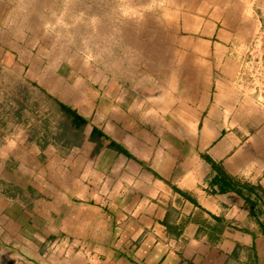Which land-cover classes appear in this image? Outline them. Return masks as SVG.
I'll return each mask as SVG.
<instances>
[{
  "label": "crops",
  "instance_id": "crops-1",
  "mask_svg": "<svg viewBox=\"0 0 264 264\" xmlns=\"http://www.w3.org/2000/svg\"><path fill=\"white\" fill-rule=\"evenodd\" d=\"M123 10L106 61L28 68L85 123L54 139L55 111L1 142L0 264H264V83L238 60L264 0ZM0 47L21 60L1 26Z\"/></svg>",
  "mask_w": 264,
  "mask_h": 264
},
{
  "label": "rangeland",
  "instance_id": "rangeland-1",
  "mask_svg": "<svg viewBox=\"0 0 264 264\" xmlns=\"http://www.w3.org/2000/svg\"><path fill=\"white\" fill-rule=\"evenodd\" d=\"M126 1L0 0V26L12 33L23 51L21 60L11 59V54L6 59L8 52L0 47V144L25 126L30 130L54 128L56 104L44 96L36 80L28 78V68L40 71L48 65L58 73L80 58L85 65L106 61L111 40L108 20L114 13L116 21L111 26L123 23ZM238 60L245 63L243 78L264 83V26L248 53L240 54Z\"/></svg>",
  "mask_w": 264,
  "mask_h": 264
},
{
  "label": "trees",
  "instance_id": "trees-1",
  "mask_svg": "<svg viewBox=\"0 0 264 264\" xmlns=\"http://www.w3.org/2000/svg\"><path fill=\"white\" fill-rule=\"evenodd\" d=\"M54 101L55 109L60 113V118L58 119V128L60 131H57L52 137L55 139L63 138L66 141L74 142L77 137L80 135L78 133L80 129V125L85 123V120L71 107L64 105L63 103L57 101L55 98H52ZM99 131L96 129H92L90 132V139L93 140V135L98 136ZM112 143V142H111ZM114 147L120 152H124V150L117 144L112 143ZM210 163L213 161L209 160ZM213 167H216L218 173H222L221 168L212 163Z\"/></svg>",
  "mask_w": 264,
  "mask_h": 264
}]
</instances>
